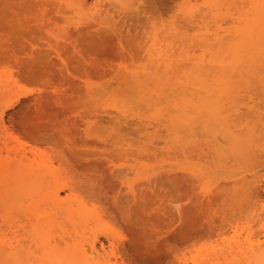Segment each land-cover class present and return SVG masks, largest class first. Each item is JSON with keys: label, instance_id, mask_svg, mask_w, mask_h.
Returning a JSON list of instances; mask_svg holds the SVG:
<instances>
[{"label": "rangeland", "instance_id": "374dc122", "mask_svg": "<svg viewBox=\"0 0 264 264\" xmlns=\"http://www.w3.org/2000/svg\"><path fill=\"white\" fill-rule=\"evenodd\" d=\"M105 1L102 6L106 11L86 19L77 30L70 24L76 16L74 10L59 17L48 4L54 22H46L43 28L32 21L43 0H0V82L11 74L18 81L9 92H0V111L11 135L6 138L0 131V168L14 157L17 147H25L29 159L21 174L29 179L32 174L45 176V171L52 183L73 178L77 195L69 189L61 194L73 209H85L74 229L65 213L42 212L51 208L45 203L47 190L43 189L25 200L20 212L14 210L19 226L9 227L1 219L7 208L1 205L5 196L1 190L0 236H27L41 218L43 229L52 221L59 222L53 232L60 248L66 247L69 238L58 237L63 223L73 227V232L77 229V243L89 246L95 242L100 251L104 245L119 263L240 264L244 258L237 257V252L250 255L253 248L264 247V81L255 77L249 78L250 85L244 81L248 77L245 72L264 74V0H224L222 4L221 0L212 7L216 0ZM251 23L255 25L251 27ZM63 27L76 38V47L63 38L56 39L49 30ZM6 51L17 56L21 72L7 64ZM149 52L167 54L172 66L151 67ZM145 66L150 68L141 81L131 83L134 79L129 71L142 72ZM197 70L209 76L228 73L238 80L237 72L247 74H242L243 81L233 79L237 83L232 84L231 80V85L239 86L235 92L232 88L235 95L229 97L231 102L222 104L233 105L229 117L240 123L232 128L239 132L237 141L226 132L225 121L220 122L221 114L218 117L201 110L197 117L189 118L197 123L186 126L175 118L172 104L199 103V93L210 97L203 89L209 79L204 85L199 81L190 85V76L187 79L184 74L191 71L193 77L192 71ZM196 84L201 85L194 87ZM181 94L188 101H182ZM252 101L258 106L248 107ZM202 103L198 105L203 107ZM237 103L241 108L234 111ZM223 109L218 111L226 115ZM181 116L185 118V114ZM201 116L205 126L202 118L198 120ZM85 129L90 130L88 135ZM119 132L129 133L125 137L130 144L124 146L130 149L129 154L118 150L121 145L105 146L102 142L112 141ZM223 133L232 140L228 142ZM221 143L231 145L223 147ZM102 158L105 165L99 162ZM113 169L117 173L112 183L106 176ZM14 170H19L18 164ZM193 178L202 186H195ZM122 181H133L134 191ZM35 247L32 250L41 254Z\"/></svg>", "mask_w": 264, "mask_h": 264}, {"label": "bare ground", "instance_id": "6f19581e", "mask_svg": "<svg viewBox=\"0 0 264 264\" xmlns=\"http://www.w3.org/2000/svg\"><path fill=\"white\" fill-rule=\"evenodd\" d=\"M45 1V2H44ZM105 0H94V1H89V0H43V5L41 4V6L38 8V10H37V12H36V14L33 16V18H32V21H34V22H36L38 25H40L41 27H43V28H45L46 26H47V23L46 22H54V20L52 19V17L50 16V13L48 12V9L46 8L47 7V5L48 4H50V5H52L53 6V8H52V10H53V12H55V14L57 15V16H65V14H66V12L67 11H69V10H74L73 12L75 13L74 15H76L75 17H73V18H71V20H70V24L74 27V28H76L77 30H80L81 29V27L85 24L84 23V21H87L89 18H95V16H97V13H99L100 11H101V13H104L106 10L105 9H103L104 8V6H102V2H104ZM108 1V0H107ZM111 1V3L113 4V2H116V1H118V0H110ZM109 1V2H110ZM119 1H121V0H119ZM214 1V0H213ZM213 1H211V2H213ZM224 0H222V2H221V0H216V1H214L213 2V4H211V2L209 3V4H211V7H212V5L213 6H217V5H219L220 4V2H221V4L222 3H224L223 2ZM106 2V1H105ZM105 2H104V4H105ZM106 5V4H105ZM108 5H109V3H108ZM114 5H116V3L114 4ZM91 13H94V14H91ZM87 19V20H86ZM253 25H255L254 23H251L250 24V26L251 27H253ZM251 27H249V28H251ZM51 32H53L54 34H56L57 35V37H56V39H59V38H63L64 39V41H65V43L66 42H69L71 45H73V46H75L76 47V38H73V35H71V32H70V29L69 28H67V27H63V28H61V29H59L58 31H55V30H51V28L49 29ZM252 32V29L250 30H248V32ZM249 33L250 35L252 34V33ZM216 34H218V35H216ZM215 36H217L216 38L218 39L221 35L219 34V32H216L215 33ZM220 39V38H219ZM208 40V39H207ZM145 43H147V42H145ZM144 43V44H145ZM146 45V44H145ZM144 45V46H145ZM144 48V47H143ZM146 49H144V50H147V46L145 47ZM150 50V48H148V50H147V53H148V51ZM57 52H58V55L60 56V57H62V53L60 52V50H57ZM146 52V51H145ZM161 52V51H160ZM143 53H144V51H143ZM146 54V53H145ZM146 57H147V55H146ZM168 58V55L166 54L165 56L163 55V54H159V53H157L156 55H154V54H152V53H150L149 52V55H148V60L150 61L149 62V64L151 63L152 65H151V67H153V66H157V68L158 67H161L162 66V64L163 65H170V64H173V63H168L167 61V58ZM4 58L6 59V62H7V64L10 66V67H12V68H16L17 70H18V72H21L22 71V66H21V64H20V62L19 61H17V56L14 54V53H11L10 51H6V53L4 54ZM170 58V57H169ZM171 59V58H170ZM63 60V63H64V65L65 66H67V63H66V60L65 59H62ZM170 66H172V65H170ZM169 67V66H168ZM150 67L149 66H145V68L142 70V72H141V70H135V71H129V72H127V73H129V74H131V75H129V76H131V77H133V79L134 80H132V82L131 83H133L134 84V81H136V82H140L141 81V78H143L144 77V75H143V73L145 74L146 72H147V69H149ZM157 71V70H156ZM155 71V72H156ZM120 71H118V73H119ZM157 72H159V71H157ZM169 72H170V70H169ZM191 72V71H190ZM190 72H188V74H187V72H184V74L187 76L186 78L188 79V77L190 78L189 80H191L190 81V85H192L193 83L195 84L197 81H199V83H201V84H205L206 83V81L208 80L210 83H208V81H207V83L206 84H209V86L208 87H206L207 85L205 84L204 85V88L203 87H200V88H203L204 90H205V92H207V93H205L206 95H208V97L209 98H206L205 96L203 97V94H201V93H199V91H196V92H198L200 95H201V101L199 102V103H202V102H204L205 101V99H206V101H205V103H202L203 104V107H204V109H203V107H202V105H198L199 103H195V104H193L192 102H190V104L189 105H186V104H183L182 102H177L176 104H172V107H173V109H174V111H175V113H176V115H175V118L176 119H178V121H180L181 122V124H184L185 126L186 125H189V124H196L197 122L195 121V123L194 122H192L191 121V119H193V118H195V117H197L198 116V114H200V112H201V110H203L202 111V113H205V112H207V113H210L211 112V114H213L214 116L215 115H219L218 117H220V114H221V116H222V118H221V120H220V122H222L223 124H224V121H225V123H226V125H227V130H226V132L229 134V135H231L233 138L235 137V139L234 140H236V137H238V136H240L239 135V132H237L236 130L234 131V132H232L233 130H232V128H234L235 127V125H237L238 123L237 122H233V119L232 118H230L231 117V113H233V105H231L230 107H232V108H228L227 107V105L228 104H226V103H224V105H222L223 104V102H227V103H230L231 101H230V98L232 97V95L234 94L233 92H235V91H237V86H239V84L235 87L234 85H231V80H232V84L233 83H237V81H240V80H242L243 81V79H244V77L242 78V76L244 75V76H246L247 74H241V72H237V73H239V76L241 77H239L240 78V80H238V79H235L234 78V76H230V74H229V76L230 77H228V73H217V74H215V76H213V75H211L210 74V76L208 75V72L206 73V72H203V74H200V73H202V72H200V71H195V72H193L192 71V73H193V77H191L192 76V74L190 75ZM149 73H150V71H149ZM152 73H154V71H152ZM151 73V74H152ZM171 73V72H170ZM173 73H175V71L173 72ZM177 73V72H176ZM181 73H183V72H180V74ZM196 73V74H195ZM199 73V74H198ZM205 73V74H204ZM245 73H248V79L247 78H245V83L247 84V82H248V84L247 85H250L249 83L252 81H250L249 82V78L251 79V78H253L254 79V77L255 78H257V79H259V80H261V81H264L263 79H264V74H259V72H258V74H257V72H252V71H249V72H245ZM157 74V73H156ZM156 74H154L155 76H156ZM180 74L178 75V76H180ZM212 74H214V73H212ZM251 74V75H250ZM254 76H253V75ZM121 75H122V73H121ZM150 75V74H149ZM158 75H159V73H158ZM162 75V74H161ZM166 75V74H165ZM184 75V76H185ZM202 75V76H201ZM204 75V76H203ZM233 75V74H232ZM250 75V76H249ZM120 76V75H119ZM127 76H128V74H127ZM153 76V75H152ZM167 76H168V73H167ZM173 76H175V75H173ZM177 75H176V78L178 77ZM221 76V77H220ZM225 76V77H224ZM253 76V77H252ZM257 76V77H256ZM262 76V77H261ZM150 77V76H149ZM206 77V78H205ZM207 77H209V78H207ZM215 77H218V79L217 78H215ZM233 77V78H232ZM260 77L262 78V79H260ZM16 78V77H15ZM14 77H13V75L11 74L9 77H8V79L6 80V81H2V82H0V92L1 93H5L6 91H8L9 92V90H11V89H13V87H12V85L14 84V83H17L18 81L15 79ZM120 78V77H119ZM124 78V77H123ZM178 78H182V76L181 77H178ZM201 78H202V80H201ZM210 78H211V80H210ZM213 78H215V79H213ZM221 78H222V80H221ZM227 78V79H226ZM229 78V79H228ZM155 79V78H154ZM170 79V78H169ZM186 79V80H187ZM194 79H196V80H194ZM233 79L234 80H237L236 82L234 81L233 82ZM256 79V80H257ZM120 80V79H119ZM122 80H124V79H122ZM160 80H161V78H160ZM173 80V79H172ZM185 80V82H186V85H187V81ZM201 80V81H200ZM213 80V81H212ZM218 80V81H217ZM255 80V81H256ZM179 81V80H178ZM217 81V82H216ZM227 81V82H226ZM125 82V81H124ZM159 82V81H158ZM184 81L182 80V83H183ZM204 82V83H203ZM215 82V83H214ZM228 82H230V85H229V83ZM179 83V82H178ZM226 83H227V85H226ZM136 84V83H135ZM200 84V85H201ZM241 84V83H240ZM198 85V88H199V84H196V85H193L194 87H196ZM214 85V86H213ZM229 85V86H228ZM223 86H225V88L223 87ZM227 86H228V88H227ZM235 88V90L232 92V88ZM241 87V86H240ZM172 88V87H171ZM175 88V87H174ZM174 88H172V89H174ZM178 88V87H177ZM206 88H207V90H206ZM208 88H209V90H208ZM214 88V89H213ZM141 89V88H140ZM162 89V88H161ZM171 89V90H172ZM176 89V88H175ZM174 89V90H175ZM186 87L185 88H183V90L184 91H186ZM188 89H190V88H188ZM223 90V89H226L223 93L222 92H219V91H221V90ZM240 89V88H239ZM174 90H172V92H173V94H174ZM182 90V91H183ZM212 90V91H211ZM213 90H215V91H213ZM229 90L231 91L230 93H229ZM191 91H194V90H191ZM211 91V92H210ZM187 92V91H186ZM210 93V94H209ZM213 93V94H212ZM214 93H215V95H214ZM229 93V94H228ZM218 94V95H217ZM223 94H224V97H223ZM231 94V95H230ZM182 95V96H181ZM180 96L182 97L181 98V100L182 101H188L187 99H185V95L183 96V94H181ZM187 95V94H186ZM212 95V96H211ZM222 95V96H221ZM227 95V96H226ZM235 95V94H234ZM160 96V95H159ZM193 96V95H192ZM226 96V97H225ZM170 97V96H169ZM174 97V96H173ZM212 97V98H211ZM218 99H217V98ZM219 97L221 98V103H218V102H220V99H219ZM228 97V98H227ZM230 97V98H229ZM234 97V96H233ZM188 98H189V96H188ZM204 98V99H203ZM215 98V99H214ZM227 99V101L225 100L224 101V99ZM185 99V100H184ZM190 99V98H189ZM209 101H208V100ZM214 99V100H213ZM217 99V100H216ZM223 99V100H222ZM212 100V101H211ZM254 100V99H253ZM174 101L176 102L177 100H176V98L174 99ZM173 101V102H174ZM180 101V100H179ZM198 101V100H197ZM218 101V102H217ZM207 102H210V103H207ZM242 102V101H241ZM241 102H239V103H241ZM254 102V103H253ZM234 103H236V102H234ZM233 103V104H234ZM243 103V102H242ZM241 103V104H242ZM247 103V102H246ZM249 103V104H248ZM247 104V106L248 107H254L255 108V106H256V104H257V106H258V103H256L255 101H252L251 103L250 102H248ZM253 103V104H252ZM256 103V104H255ZM226 104V105H225ZM192 106V107H189L188 108V106ZM193 105H195V106H197V107H195V106H193ZM207 105H209V107L207 106ZM222 106V108H223V106H224V109L223 110H225L226 109V107H227V109L225 110L226 111V115H227V117H226V115H222V114H224V111H222V113H220V111H218V109L219 110H221L222 108H221V106ZM236 105V108H235V110L234 111H236V109L237 110H239V108H241L240 106L238 107V103L237 104H235ZM234 105V106H235ZM240 105V104H239ZM199 106H201V107H199ZM242 106V105H241ZM256 106V107H257ZM184 107V108H183ZM193 107L194 108H196V110L195 109H193ZM238 107V108H237ZM186 108V109H185ZM190 108H192V109H190ZM201 108V109H200ZM188 109H190V110H194V111H191V112H195L196 111V114L195 113H191ZM228 109L230 110L231 109V111H229V113H228ZM187 111L186 113H184V111ZM212 110V111H211ZM2 111H0V131L4 134L3 136H5L6 138H9L11 135H10V132H9V129H8V127L6 126V124H5V121H4V117H3V112L1 113ZM214 112V113H213ZM181 113H183V114H185V118H182V116H181ZM198 113V114H197ZM201 113V114H202ZM206 113V114H207ZM216 113V114H215ZM190 114H192V115H190ZM195 114V115H194ZM190 115V116H189ZM197 115V116H196ZM204 115V114H203ZM194 116V117H193ZM230 116V117H229ZM204 117V116H203ZM203 117L201 116L198 120H200L201 118V124H203V126H205V122H204V120H203ZM207 117V116H206ZM211 117V116H210ZM217 117V116H216ZM189 118H191V119H189ZM212 118V117H211ZM236 119V118H235ZM174 120V119H173ZM237 120V119H236ZM235 120V121H236ZM194 121V120H193ZM232 121V122H231ZM179 122V123H180ZM85 123V122H84ZM83 125V123L81 122L80 123V125ZM87 124V123H86ZM240 124V123H239ZM238 124V125H239ZM233 127H232V126ZM237 125V126H238ZM85 126H87V125H85L84 124V127ZM83 127V128H84ZM86 128V127H85ZM88 128V127H87ZM204 130L205 129H208V128H203ZM84 130V129H83ZM86 131L85 132H87L86 133V135H88V131H90V130H88V129H85ZM192 130V129H191ZM225 131V130H224ZM255 131V130H254ZM84 132V131H83ZM233 133V134H232ZM252 133V132H251ZM254 133V132H253ZM129 133L128 132H119V133H117L115 136H114V139L112 140V141H108V140H103L102 142H103V144L105 145V146H115L116 144H118V145H121V146H119L118 147V150H120V152H122L123 153V155L124 154H129V151H130V149L127 147H125L124 148V146L126 145V144H130V141H128V139H126V135H128ZM174 134H176L175 132H174ZM214 134V133H213ZM212 134V135H213ZM224 135L226 134V133H223ZM228 134H226L225 136L226 137H228V139H229V135ZM223 135V136H224ZM228 135V136H227ZM238 135V136H237ZM176 137V136H175ZM184 137V136H183ZM189 137H191V136H189ZM179 138H180V136H179ZM192 138V137H191ZM120 139H122V140H124L123 142H121V140ZM178 139V138H177ZM196 138H194V140H195ZM252 139H255V138H252ZM181 140H182V138H181ZM185 140H187V139H185ZM232 140V138L231 139H229V141L228 142H230ZM193 141V140H192ZM196 141V140H195ZM201 141V140H200ZM215 141V140H214ZM217 141V140H216ZM237 141V140H236ZM239 141V140H238ZM252 141H254V140H252ZM224 142L226 143L227 142V140L225 141L224 140ZM183 144V143H182ZM187 144V143H186ZM233 144V143H232ZM228 145V147L231 145V143H230V145L229 144H224V143H221V146H227ZM234 145V144H233ZM215 146V145H214ZM218 146V145H217ZM232 147V146H231ZM235 147V146H234ZM184 149H185V147H184ZM219 149V148H218ZM233 149V148H232ZM221 151H222V149H221ZM220 151V152H221ZM217 152V151H216ZM219 152V153H220ZM28 151L25 149V147H23V148H21L20 149V147H17V149H15V152H14V157H12V158H10L4 165H2L1 166V168H0V171H2V175H1V177H0V191L1 190H3L5 193V196H4V203H1V205H4V206H6L7 205V208L5 207V209H4V215H2L1 214V219L3 220H5V222L4 223H6L7 222V224H8V226L9 227H17V226H19V223H17L16 221V217L15 218H13L14 216H16V215H14V212H16V211H14V210H19V212L22 210L20 207H21V205L23 204V202L25 201V200H27V199H33L34 197H35V195H37V193H39L41 190H43V189H46L47 190V194H46V198H45V203L46 204H50L51 205V208L49 209V210H42V212H47L48 213V215H55V216H57V215H60V213L62 214V213H65V217H67L68 218V220L71 222V225L73 226L76 222V225H75V227L77 226V224H78V219H82V217H83V213H84V211H85V209H77V208H74L73 209V207L71 206V205H69L68 204V202L64 199V197L62 196V194H61V190H63V189H69L70 191H71V193L75 196V195H77V182L73 179V178H71V177H69V178H66V179H58L55 183L53 182H50V180H49V177H47L46 176V173H45V171L43 172V174L45 175V176H42V175H40V174H38L37 176L34 174H32L31 175V177L28 179L27 178V175H22L21 174V171L22 170H24L23 169V167L22 166H26L27 164H25V161L26 160H28L29 158H28ZM222 153V152H221ZM220 153V154H221ZM224 153V152H223ZM214 154H215V151H214ZM226 154V153H225ZM222 156H224V155H222ZM224 158H226V157H224ZM228 159V158H227ZM102 165H105L106 164V160L105 159H100V161H99ZM222 162H224V161H222ZM18 164V166H19V170H17V171H15L14 170V166L15 165H17ZM110 168V167H109ZM112 168V167H111ZM114 170V169H113ZM141 170V169H140ZM110 171H111V169H110ZM115 171V170H114ZM112 171V173L110 172V173H107L108 175L106 176L107 177V179H109V181L111 180V182L113 181L112 179L114 178V176H115V173H117V171ZM187 176H191V174L190 175H187ZM193 176H195V175H193ZM54 178H56L57 179V177H55V176H53ZM51 178V177H50ZM199 178V177H198ZM205 179V178H204ZM203 179V180H204ZM207 179V178H206ZM194 182H192L193 184L195 183H197L196 182V180H197V178L195 179V178H193L192 179ZM52 181H54V180H52ZM198 181V180H197ZM114 182V181H113ZM112 182V183H113ZM124 182V183H123ZM256 182V181H255ZM121 183H123L124 185L126 184L129 188V190L130 191H134V188H135V185H134V182L133 181H122ZM199 183V182H198ZM198 183H197V187L200 185H198ZM254 183V182H253ZM54 184V185H53ZM194 184V185H195ZM205 184H207V183H205ZM204 184V185H205ZM194 185H193V187H194ZM196 186V185H195ZM200 186H202V185H200ZM208 187H209V185H207ZM195 188V187H194ZM196 190V189H195ZM203 191V190H202ZM1 193V192H0ZM3 193V192H2ZM2 198H3V196H2ZM2 202H3V200H2ZM9 206V207H8ZM85 206V205H84ZM83 211V212H82ZM3 212V211H2ZM1 212V213H2ZM17 215H18V213H16ZM47 215V216H48ZM4 216V217H3ZM39 216H41L40 215V213H39ZM7 217V218H6ZM3 220V221H4ZM40 220H41V218H39L37 221H36V223L33 225V228H32V231L31 232H27L28 234H27V236L26 235H24V237L23 236H21L20 234L19 235H17L16 237H15V239H10V238H8V237H1L0 236V264H34V262H36L37 264H124L123 262H121V263H119L118 262V260H113L110 256H109V253H107V251H106V249L104 248V245H101L102 247H103V251H100V249H98L97 248V246H96V244H95V242H92L89 246H86V245H83V244H80L79 242L77 243V240H76V236L74 235V233L76 234V233H78V231H77V229L75 230V232H73V231H71V230H73L72 228L74 227H72V228H67L63 223V226H61L60 224H59V226H60V232H59V234H58V237L61 239V240H66V238L67 237H69L68 238V240L70 239V241H73L72 243L71 242H69L68 240H67V245H66V247L64 248V249H62V248H60L57 244H58V242H57V238L55 237L56 235H55V233L53 232V230H55V228H56V226H58V223H56L55 224V222L54 221H52V222H50L51 224L47 227V228H45V229H43V228H41L40 227V225H39V223H40ZM62 222V221H61ZM60 222V223H61ZM159 222H161L160 220H159ZM162 223V222H161ZM222 226V225H221ZM62 227V228H61ZM71 227V226H70ZM75 227H74V229H75ZM65 228H67V229H65ZM263 230H264V224H263V226L261 227ZM64 229V230H63ZM63 230V232H61ZM219 230H223V227H219ZM77 231V232H76ZM73 232V233H72ZM222 233V232H221ZM26 234V233H25ZM73 235H74V237H73ZM8 238V239H7ZM75 238V240H71V239H74ZM55 241V242H54ZM69 243V244H68ZM113 243V242H112ZM34 245H36L37 246V250L39 251V249H41V251H42V253L41 254H37L35 251H33L32 250V248L34 247ZM261 244H259V246H260ZM133 249L135 248L136 249V247H137V244L136 243H134L133 244ZM253 248V247H252ZM256 249H258V248H260V247H255ZM255 248H253L252 250V253L250 254V255H248L249 254V252L247 253L246 251L245 252H243V253H245V255L242 253V251H240V250H243L242 249V247H241V249L239 248V251L240 252H237L238 253V256H237V253L236 252H234L233 254H234V256H237V257H243L244 259H241L242 261H240L239 263L240 264H264V247L263 248H260L258 251L259 252H255ZM35 249V250H36ZM114 249H115V246L112 244V250H111V252H114ZM245 249V248H244ZM37 251V252H38ZM237 251V250H236ZM249 251V250H248ZM232 252H233V250H232ZM232 252H230L231 253V255H232ZM229 253V254H230ZM236 253V254H235ZM259 253V254H258ZM25 254L27 255V257H28V261H25L26 260V258L24 257L25 256ZM243 254V256H241V255ZM230 256V255H229ZM25 258V260H23L22 258ZM34 257V260H32V258ZM239 260H240V258H239ZM238 260V261H239ZM233 261H235V260H233ZM237 261V260H236ZM35 263V264H36ZM232 263V262H231ZM235 263V262H234Z\"/></svg>", "mask_w": 264, "mask_h": 264}]
</instances>
